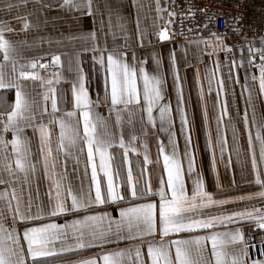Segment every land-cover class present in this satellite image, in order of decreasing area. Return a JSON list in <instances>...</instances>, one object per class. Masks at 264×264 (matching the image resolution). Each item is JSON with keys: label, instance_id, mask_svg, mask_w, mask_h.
Listing matches in <instances>:
<instances>
[{"label": "snow or ice", "instance_id": "snow-or-ice-1", "mask_svg": "<svg viewBox=\"0 0 264 264\" xmlns=\"http://www.w3.org/2000/svg\"><path fill=\"white\" fill-rule=\"evenodd\" d=\"M60 6L93 17L95 23L93 0H63ZM4 7L11 9L14 5L5 2ZM200 11L203 13L205 10L200 9ZM156 12L158 19H163L160 15L163 12H167L169 17L177 14L181 17L185 15L183 11L177 13L174 0H172V10H169L168 6H162L160 0H156ZM187 15H195L191 7ZM171 23H173L171 19L165 21V27L157 32L161 41L170 38L167 25ZM101 24L103 25V21ZM6 31L11 29L0 27V52L3 53L5 62L13 59L14 52L13 45L5 37ZM212 35L216 37L217 44L212 46L209 56L218 53L221 47L225 53L233 50L231 46L223 43L221 36L215 33ZM84 38L96 41V31L85 34ZM201 42L206 45L212 44L208 39L197 41V43ZM92 50L99 53L98 56H93V60L105 71L103 96L98 95L95 100L90 97L87 77L82 66L77 62L76 78L71 86V110L63 115H57L58 105L62 106L66 103L64 89L56 87L62 79L59 72L53 73L52 77L44 81L38 72L34 71L38 64L36 60L27 65L21 64V70L15 79H5L4 73L0 71V150L5 154V167L9 174L13 172L7 156L9 144L12 153L15 154V168L24 173L25 182L27 183L29 171L35 173V163L29 159L31 152L27 138L21 135L25 128H32L39 133V151L44 163L45 176L49 175V158L52 157V129L49 125L53 124L58 125L59 128L58 150L66 156H72L77 164L79 155L84 154L86 150L85 178L88 177V168H91L90 179L86 185L84 180L77 176L80 184L75 190L70 182L65 184L66 171L62 169L59 174L53 172L52 185L47 193V204L37 203L35 214L32 211L33 198L30 192L25 200L23 191L19 194L15 189H12L10 194L7 188L0 191V199L7 201L8 211L11 214V227H6L3 213H0V264H28L29 258L31 264H48L51 258L58 255L74 253L93 246L103 248L113 242L138 238L141 243L135 247L134 258L131 250L119 249L98 252L91 257L70 261L69 264H264V256L249 259L248 249L251 241L246 237L243 229L228 228L230 224L255 222V226L262 232L260 244L264 249V207L227 208L229 204L252 200L253 194L217 198L215 193L206 188L204 171L197 162L198 145L193 143V126L185 108L175 52L169 54V62L176 95L179 131L184 141L182 152L176 139L171 103L163 102L166 79L160 71V58L155 53L152 54L156 68L149 71L145 66L146 60H138L134 51L131 53L126 50L108 51L106 46L102 48L98 44H94ZM240 51L243 53V48ZM247 52V64L259 70V75L253 74L250 79L254 83L258 82L259 93L264 96V37L261 38L259 47H254L253 42L249 41ZM225 60L228 61L227 55ZM52 63L57 66L61 64L59 54L52 55ZM228 63L231 64L228 81L239 83V77H233V69L244 66L243 55L239 62L233 58ZM2 66L0 62V67ZM47 66V63L39 65L40 68ZM220 70L221 63L218 56L212 61V66H205L208 91L212 92L214 83L218 89L215 103L217 109L215 142L208 127L207 109L203 105L204 88L200 83L198 69L195 76L201 102L205 148L209 156L210 169L217 175L218 189L220 185L216 171L217 163L231 165V154H235L236 162L240 163L241 154L235 128H233L231 149L222 132L223 117L228 113L227 99L222 100L221 95L226 97L228 89L225 88L224 77L217 76ZM29 78L42 80V83L47 85L43 100L46 104L50 101L51 110L49 111L45 105L39 112V119L20 82ZM248 81L249 76L246 74L241 85V97L244 98L247 93L243 116L246 130L249 129L248 108L253 110V124H255L253 89ZM9 90H14L12 102H9L5 96ZM101 103L108 108L109 114H115L118 127L122 112L127 111L131 118L133 110H138L143 114L142 120L145 125L155 128L159 119L160 131L168 133L167 145L158 138V155L154 162L149 160L147 145H144L145 167L140 169L137 176L133 175L131 165L128 166L126 175L122 171L123 165L129 164V152L138 151L133 144L137 136L132 135L126 141L121 131L117 140L116 135L109 131L107 120L95 111ZM156 109H158V117L154 115ZM45 114L49 117L46 123ZM73 118L75 123L71 122ZM9 132L12 135L11 140L6 138ZM256 140L259 141V158L253 149L251 131L248 130V151L254 175V180L250 183L260 187V191L255 195L264 198V136L260 135L259 130ZM116 147L122 150V162H117L114 151ZM226 153H229L227 161ZM149 163H154L160 168L155 188L144 178ZM52 167L55 168V161ZM0 184L10 185L11 181L0 179ZM100 207L112 208L113 212L118 211L119 215L115 217L112 212L100 211ZM61 216L71 219L57 223V219ZM45 218L49 222H43ZM18 223L23 229L22 233L17 228ZM221 227L225 230L219 231ZM198 231L204 234H193ZM208 243L211 245L210 257L205 255ZM145 244L146 253L143 250ZM229 248H235L236 251H229Z\"/></svg>", "mask_w": 264, "mask_h": 264}, {"label": "crops", "instance_id": "crops-1", "mask_svg": "<svg viewBox=\"0 0 264 264\" xmlns=\"http://www.w3.org/2000/svg\"><path fill=\"white\" fill-rule=\"evenodd\" d=\"M12 3L14 7L6 9L4 3ZM162 6H168L172 10V0H160ZM63 0H0V27L11 29L5 32V37L13 45V59L3 61V53L0 52V62L3 66L0 71L4 73L5 79H15L18 76L20 65H27L33 60L38 61L37 71L44 81L52 77L53 73L59 72L62 79L58 88H63L65 91L66 103L58 105L59 112L57 115H63L66 111L71 110V86L76 78L77 62L83 68L87 77V87L90 97L95 100L97 96H103L104 93V77L105 71L98 62L93 60L94 55L99 53L94 52V44L100 47H107L108 51L126 50L129 53L135 52L138 60H146V67L149 71H153L156 65L153 62L152 54L155 53L161 60L160 71L163 72L165 85V99L163 102H170L172 106V115L174 120V130L176 139L180 145L181 152L183 151L184 141L180 134L179 118L176 113V95L172 84V74L170 69L169 54L174 51L177 67L179 68L183 94L185 99V108L189 119L193 126V143L198 145L197 162L202 167L205 175L206 188L216 194L217 198L222 196H235L245 193H252L253 199L250 201L237 202L229 204L227 208L241 207H264V198H260L255 194L260 191V187L255 183H250L254 180V175L251 169V156L248 151V130L251 131L253 140V149L259 158V141L256 140V134L259 130L260 135L264 136V96H261L258 90V82H253L251 75H259V70L254 66L247 64L248 59V43L245 44L243 53L241 51L235 54L233 51L225 53L221 47L218 53H213L209 56L208 53L212 50V46L217 44L216 37L206 38H190L179 39L176 36L175 16L169 17L167 12L160 15L163 19H158L156 12V0H93L95 23L93 17L81 15L76 10H69L67 7H61ZM171 19L173 23L167 25L170 38L161 41L157 32L165 27V21ZM103 21V25L101 24ZM111 22V28H109ZM27 24V27H25ZM96 31L97 39L93 41L90 38H84L85 34ZM141 37L143 39L141 40ZM223 43L228 45L227 40L221 36ZM208 39L212 41L211 45L197 43L199 40ZM254 47H259L261 40L252 41ZM123 46V47H122ZM87 49V50H85ZM59 54L61 64L54 65L53 69L40 68V64L46 63V59L52 61V55ZM227 55L228 61L225 60ZM241 55L244 57V66L233 69V77H239V83H231L227 76L231 64L228 63L233 58L239 62ZM219 57L221 70L217 76H223L225 88L228 89L227 96L221 95V99H227V113L223 117L222 132L228 140L229 148L233 144V128L236 130L238 143L241 148L240 163L236 162L235 154H231L232 163L229 166L226 164L217 163L218 183L220 188L216 187L217 175L210 169L209 156L205 148V136L203 117L201 110V102L198 96V88L196 83V71L200 73V83L204 88L203 105L207 109L208 127L212 133L213 142L216 138L217 124L215 121L217 109L215 107L217 86L214 83L212 92L208 91V84L205 80V66H212V61ZM78 57V61H77ZM106 58V54H105ZM129 61L131 56L129 55ZM227 64V66H225ZM15 66V71L13 68ZM33 70V69H25ZM249 76V86L253 89L252 104L255 108V124H253V110L248 108L249 129L244 127L243 116L246 108L245 97H241V85L244 83L245 75ZM24 91L28 96L29 101L33 105V110L39 112L46 105L50 109V101L43 100V94L47 90V85L42 83V80L26 79L20 81ZM234 89V95H233ZM6 99L9 102L14 100V90H9L5 93ZM239 110V112L237 111ZM102 117L107 120L109 131L116 135L117 140L121 131L125 140H129L132 135L137 136V140L133 144L138 149L137 152H129V164H124L122 167L123 174L126 175L129 165L133 168V175L137 176L140 169L144 168V145H147V154L150 161H155L158 155V138L165 145L168 142V133L160 131L159 119H157L156 127L145 125L142 120V113L138 110H133L131 118L127 111L121 113V123L118 127L116 124L115 114H109L108 108L101 103V106L95 109ZM154 115L158 117V109L154 110ZM47 114L44 116V122L48 120ZM131 121V122H129ZM75 123V118L72 119ZM52 129V157L49 158V175L46 177L44 172V163L39 151V133L32 128H25L21 134L23 138H27V144L30 148L31 155L29 159L35 163V173L29 171L27 183L25 175L15 168V154L11 151V145L8 146L7 156L11 162L13 172L11 175L5 167L4 152L0 150V179L11 181V184H0V191L8 189L9 194L12 189H15L19 194L24 192V199L30 192L33 198V214L36 212L35 205L43 202L47 204L48 191L52 185V173L59 174L62 169L67 172L65 184L71 183L73 189H78L80 180H84L85 185L88 183L91 175V168H88V177L85 178L84 171L86 165V150L84 154L79 155V163L72 156H66L58 150V125H49ZM82 131V125H81ZM6 138L11 140V132L6 134ZM117 162L121 161L122 150L116 147L114 149ZM229 153H226V161ZM55 161V168L52 167ZM98 162V158H97ZM162 163V159H161ZM78 169V171H73ZM160 168L154 163H149L146 166L145 181H150L155 188L157 185V176ZM58 178V175H57ZM54 192V189H53ZM15 207V202H12ZM100 211L112 212L113 216L118 217V211L113 212L112 208H99ZM0 213H3L6 227H11V214L8 211L7 201L0 199ZM65 219L71 217L61 216L57 219V223H63ZM43 222H49L47 218ZM255 222L244 221L235 225H228V228L240 227L244 233L248 227L254 226ZM17 228L22 233V227L17 224ZM224 231V227L218 229ZM193 234L203 235L202 231ZM175 238V237H172ZM158 239V237H157ZM113 240L115 238L113 237ZM141 243L138 238L136 240H120L105 245L103 248L90 247L82 250H77L74 253L62 254L51 258L48 264H69L70 261L91 257L98 252L117 251L119 249L131 250L134 258L135 247ZM146 253V244L144 245ZM229 251H236L235 248H229ZM211 245L207 244L205 255L210 257ZM28 264H31L29 258Z\"/></svg>", "mask_w": 264, "mask_h": 264}, {"label": "built area", "instance_id": "built-area-1", "mask_svg": "<svg viewBox=\"0 0 264 264\" xmlns=\"http://www.w3.org/2000/svg\"><path fill=\"white\" fill-rule=\"evenodd\" d=\"M176 36L179 39L206 38L213 33L224 37L235 54L240 52L249 41H259L264 37V0H174ZM189 7L195 12L188 16ZM200 9L205 11L202 13ZM191 30V31H189ZM258 62V57H257ZM47 68L54 64L46 59ZM250 239L249 259L264 256L260 244L262 232L255 225L245 230Z\"/></svg>", "mask_w": 264, "mask_h": 264}]
</instances>
